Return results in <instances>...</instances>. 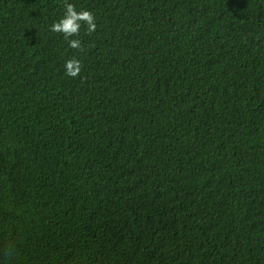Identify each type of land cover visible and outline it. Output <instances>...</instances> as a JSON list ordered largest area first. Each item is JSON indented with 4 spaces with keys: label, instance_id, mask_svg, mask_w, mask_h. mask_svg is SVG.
<instances>
[{
    "label": "trees",
    "instance_id": "16d2710c",
    "mask_svg": "<svg viewBox=\"0 0 264 264\" xmlns=\"http://www.w3.org/2000/svg\"><path fill=\"white\" fill-rule=\"evenodd\" d=\"M0 264H264V0H0Z\"/></svg>",
    "mask_w": 264,
    "mask_h": 264
},
{
    "label": "clouds",
    "instance_id": "9594fccd",
    "mask_svg": "<svg viewBox=\"0 0 264 264\" xmlns=\"http://www.w3.org/2000/svg\"><path fill=\"white\" fill-rule=\"evenodd\" d=\"M65 14L58 21L54 22L51 26V31L55 33L63 34L66 41L69 43V47L72 49H82L81 41L78 39H70L71 37L78 36L82 23L87 25V34L91 35L97 29L94 15L87 10L77 11L75 5L71 3H65ZM66 75L72 78H76L81 73V63L79 60L70 59L65 62Z\"/></svg>",
    "mask_w": 264,
    "mask_h": 264
}]
</instances>
